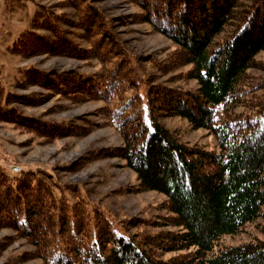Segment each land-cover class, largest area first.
<instances>
[{
    "label": "trees",
    "instance_id": "1",
    "mask_svg": "<svg viewBox=\"0 0 264 264\" xmlns=\"http://www.w3.org/2000/svg\"><path fill=\"white\" fill-rule=\"evenodd\" d=\"M133 2L145 22L178 46L192 67L184 75L197 81L195 90L153 87L118 35L96 37L95 28L100 71L61 73L52 81L37 68L29 72L35 81L77 86L107 104V120L124 141L119 155L137 174L140 190L165 195L158 208L168 214L119 220L97 203L69 199L37 170L10 173L0 164V228L18 231L44 264H264V237L221 244L264 219V81L254 85L248 73L264 52V0ZM27 35L19 41L33 53L39 43ZM10 98L0 94V118L16 114L7 109ZM239 106L249 112L237 113ZM162 109L213 132L220 149L181 141L161 124ZM141 224L159 229L132 230Z\"/></svg>",
    "mask_w": 264,
    "mask_h": 264
},
{
    "label": "rangeland",
    "instance_id": "2",
    "mask_svg": "<svg viewBox=\"0 0 264 264\" xmlns=\"http://www.w3.org/2000/svg\"><path fill=\"white\" fill-rule=\"evenodd\" d=\"M87 18L100 23L102 32ZM236 24L230 22L226 32ZM94 28L96 37L103 32L117 34L153 87L196 89L197 81L184 75L192 67L178 54V46L144 21L133 0H0V94L11 97L7 109L16 113L0 118V164L10 173L37 170L69 199L97 203L119 220L160 219L168 214L158 208L165 195L140 190L137 174L119 155L124 141L107 120V104L89 98L77 86L56 85L61 87L57 89L48 80L35 81L29 72L37 68L51 80L61 73L74 76L100 71L102 62L92 45ZM24 34L39 43L35 52L22 50L25 46L19 39ZM257 57L260 65L248 72L254 85L264 81V52ZM161 111V124L181 141L220 149L218 137L210 130ZM236 112L247 113L249 108L239 106ZM38 123L47 125L45 130L37 129ZM141 229L155 232L159 228L146 224L132 228ZM263 237L260 216L242 233L224 236L221 244L239 245ZM218 249L216 245L212 252ZM0 264L44 263L35 246L18 231L2 227Z\"/></svg>",
    "mask_w": 264,
    "mask_h": 264
},
{
    "label": "built area",
    "instance_id": "3",
    "mask_svg": "<svg viewBox=\"0 0 264 264\" xmlns=\"http://www.w3.org/2000/svg\"><path fill=\"white\" fill-rule=\"evenodd\" d=\"M17 170V169H16Z\"/></svg>",
    "mask_w": 264,
    "mask_h": 264
}]
</instances>
